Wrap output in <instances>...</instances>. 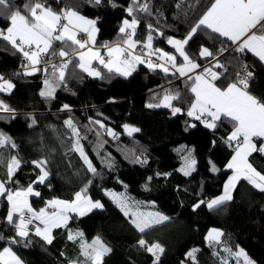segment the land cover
Wrapping results in <instances>:
<instances>
[{"label":"trees","instance_id":"1","mask_svg":"<svg viewBox=\"0 0 264 264\" xmlns=\"http://www.w3.org/2000/svg\"><path fill=\"white\" fill-rule=\"evenodd\" d=\"M26 2L12 0L13 7L22 14H26ZM148 2L152 15L136 13L140 23L135 39L144 41L147 25L152 24L163 33L159 37L153 33L154 47L171 51L166 37L183 39L209 6L210 0ZM115 3L117 7H112L108 0H102L99 6L87 0H47V5L54 10L72 8L86 18L96 19V46L99 48L105 42H117L123 20H131L125 11L130 0H115ZM7 25L8 21L0 17V28ZM223 40L210 30L201 28L185 50L200 66L199 72L212 68L221 74L215 81L220 87L234 82L236 73L246 64L253 73L248 90L264 100V64L245 52L241 59L232 54L221 55L219 47L231 43ZM54 47L59 48V42H55ZM201 47L207 48L214 56L202 59L199 54ZM215 58L219 59L216 63L204 67ZM21 63L20 53L0 40V75L14 84L11 93H0V99L17 113L15 119H7L11 116L9 114H0L6 117L0 119V131L10 136L16 145L15 148L7 145L0 152L5 158L17 155L22 161L13 183L8 186L27 187L36 181L40 170L32 161L47 157L49 176L44 184H33L41 193L40 197L31 198L33 208L40 209L53 198L70 201L74 199V193L84 187H87L89 198L100 201L104 206L83 216L69 214L68 224L54 230L51 244L32 234L27 238L31 240L29 246L13 245V250L25 264H68L69 259L83 261L78 241L67 238L69 231L83 232L86 241L99 236L112 249L104 256L103 264H153L155 257L138 243L141 238L148 245L158 243L164 249L158 255L159 264H181L182 261L193 264L187 257L193 249L199 250L195 253L196 264H221L222 259L215 254L218 244L212 246L205 241L209 229L223 233L220 243L225 248L232 252L240 248L254 264H264V193L241 180L232 191L230 201L212 209L206 206L210 199L223 193V186L231 173L225 169L233 155L232 148L225 143L231 125L224 123L216 129H208L189 119L186 110L193 99L188 88L191 81L186 79L173 85L175 75H165L159 69L150 70L145 66L138 67L129 78L101 71L103 78L93 79L70 64L66 86L58 87L55 98L46 100L39 95L44 77L40 72L24 76ZM217 63L222 67H213ZM166 91L180 93V99L173 101V105L180 107L182 114L173 116L170 109L146 107L149 103L158 102ZM65 104L70 110L61 111ZM32 118L37 123L30 128L28 125ZM68 118L86 137L80 143L96 168L95 174L88 171L77 152L70 151V133L63 124ZM90 119L99 120L111 128L117 134L116 140L103 132L99 125L89 124ZM191 121L195 127L189 126ZM85 125L93 130L88 131ZM124 125L137 127L139 131L128 135L124 133ZM96 130L103 133L99 139ZM189 151L196 164L195 170L185 176L179 169L184 164L182 157ZM143 160L147 162L141 163ZM209 161L216 165L217 172L210 170ZM249 162L264 174V155L253 153ZM148 177H152L151 181ZM6 179V168L0 167V180ZM105 191L124 193L134 202H139L140 208L162 213L169 219L141 233L129 223V218L105 195ZM202 200L204 203H200ZM198 203L200 207L194 208ZM7 211L8 203L3 198L0 203V232L10 236L13 231L3 223ZM3 246L0 242V248ZM239 262L233 259L228 264Z\"/></svg>","mask_w":264,"mask_h":264},{"label":"snow or ice","instance_id":"2","mask_svg":"<svg viewBox=\"0 0 264 264\" xmlns=\"http://www.w3.org/2000/svg\"><path fill=\"white\" fill-rule=\"evenodd\" d=\"M87 2L96 6L102 4V0H87ZM108 3L112 7H117L115 0H108ZM125 11L131 20H123L117 42L114 44L105 42L103 45L105 54L102 55L101 50L95 47L98 32L96 19L86 18L72 8L54 10L47 5V0H27L24 5L26 14H22L19 9L13 7L12 0H0V17L8 21L6 28H0V40L6 41L21 54L24 76L44 72L43 88L39 95L46 100L54 99L56 89L65 85L66 72L70 64H74L81 72L94 78L103 77L101 71L93 67V61H97L107 69L108 73H116L123 77H128L136 71L138 64H143L150 70L159 69L165 75L174 69L180 76H187L191 81L188 88L193 97L186 110L187 116L199 120L208 129H216L224 123L231 125V131L225 143L233 150V155L226 165L232 174L223 186V193L208 201L207 207L212 209L230 201L232 191L241 180L247 181L253 188L264 193V174H261L249 162V157L253 153L258 152L264 155V100L257 98L248 90L249 80L253 73L247 70L245 64L243 72L236 73L234 82L228 83L226 87L217 86L213 81L218 80L221 74L213 71L212 68L204 69L202 73L194 76L188 75L200 66L189 57L185 50V46L193 36L203 28L224 38L222 42L230 41L231 45L235 46L234 51L238 53L247 51L264 63V0H210L209 6L183 39L166 37L167 44L175 49L179 57L183 58L182 64L177 63L176 55L154 47L153 33H156V37L162 36L163 33L155 29L152 24L147 25V35L144 41L135 39L140 23V17L136 13L152 15L148 0L144 2L130 0ZM80 33H84L87 38L79 37ZM55 42H59V48L54 47ZM138 46L139 51H137ZM199 54L201 57L214 56V53L204 47H201ZM213 67L219 68L222 65L217 63ZM13 88L14 84L11 80L0 75V93H11ZM178 99H180V93L173 94L166 91L162 99L156 103H149L146 107L169 108L175 116L183 112L180 107L173 105V101ZM64 110H70L69 105H63L61 111ZM0 113H12L13 115L7 119H15V110L2 99H0ZM28 116L31 118V114ZM5 118L0 116V119ZM36 123V119L32 118L28 126L31 128ZM63 124L70 133L69 139L72 141L70 151L77 152L88 171L95 174L96 168L93 167L80 143L86 137L81 135L71 118L64 120ZM89 124L99 125L100 129H105L107 135L114 139L117 138L116 133L111 128H105L99 120L90 119ZM189 126L195 127L196 125ZM84 127L88 128L87 125ZM123 127L129 134L139 131L128 125ZM92 130L88 128V131ZM102 134L96 130L98 139ZM7 145H11L12 148L16 147L12 138L0 131V149ZM182 159L184 164L179 171L188 176L195 170L196 160L192 158L191 151ZM140 162L146 163L147 161ZM21 163L17 155L5 158L0 152V167L6 168L7 176L6 180H0V198L7 200L8 212L5 220L14 232L10 236L0 232V242L5 245L0 248V264H23L12 246L23 244L27 247L31 244V240L27 239L30 235V225L34 228V235L40 237L45 243L51 244L54 239L52 230L65 227L71 219L70 213L83 216L93 209L104 207L100 201H93L89 198L86 195L87 187H84L75 192L74 199L70 201L53 198L45 202V207L38 211L34 210L29 203V197L41 196L40 192L34 190L33 184L45 183L49 176L47 169L49 160L45 157L32 161L34 167L40 170L36 181L30 182L27 187H9L8 185L13 183L16 172L20 170ZM209 163L211 164L210 170L213 173L217 172L216 165L211 161ZM157 175L161 174L157 173ZM164 175H170V173ZM151 179L152 177H148L149 181ZM145 190H147L146 185ZM105 195L112 199L126 218L130 217L129 223L141 233H144L154 223L158 224L169 219L159 212L140 211L139 202H130L124 194L105 191ZM198 207H200L199 203L194 206V208ZM34 221L38 224H34ZM222 235L223 233L219 230L212 229L205 239L210 242V245L213 242L219 244ZM67 238L70 241L79 242L80 256L84 257L83 261L69 259L68 264H103L104 256L112 251L99 236L92 239L91 243H87L83 232L69 231ZM138 243L141 248L155 257L153 264H158L157 253H163L164 249L158 243L148 245L144 238L139 239ZM197 251L199 250L193 249L187 253V257L192 259L193 264H196L195 253ZM225 251L230 255L233 254L229 248H225ZM61 255L63 256L64 253ZM234 255L242 257L243 264H253L242 249ZM181 264L184 262L182 261ZM221 264H226V262L222 261Z\"/></svg>","mask_w":264,"mask_h":264},{"label":"rangeland","instance_id":"3","mask_svg":"<svg viewBox=\"0 0 264 264\" xmlns=\"http://www.w3.org/2000/svg\"><path fill=\"white\" fill-rule=\"evenodd\" d=\"M167 46L170 48V50L171 51H167V50H163V51H165V52H168V53H170V54H173V55H176L177 57L179 56V54L178 53H176L175 52V49L174 48H172L170 45H168L167 44ZM159 48V47H158ZM155 58V57H154ZM202 59H209V57H201ZM180 59L181 60H183V58L182 57H180ZM177 63L178 64H182L183 63V61H178L177 60ZM205 67V66H204ZM203 68V67H202ZM199 69H201V68H197V71L196 72H194V74H192L193 76L195 75V74H198V71H199ZM205 69H207V68H205ZM213 71H215V72H217L216 70H214V69H212ZM172 72H174V73H177V72H175V70L173 69V71ZM203 72V71H202ZM202 72H199V73H202ZM168 74H170V75H172L170 72L168 73ZM187 79H188V77H186ZM213 83H215V81H213ZM158 108H160V109H165V108H163V107H158ZM169 109V108H168ZM167 109V110H168ZM192 120H194L193 118H192ZM195 121V120H194ZM192 124H194L192 121L190 122V125H192ZM202 124V123H201ZM203 125V124H202ZM129 126V125H128ZM204 126V125H203ZM130 128H135V127H132V126H129ZM124 128V127H123ZM137 128V127H136ZM138 129V128H137ZM137 132V131H136ZM136 132H132L131 134H129L125 129H124V133H126V134H128V135H133V134H135ZM231 159V158H230ZM228 163V162H227ZM227 165V164H226ZM226 165H225V169L227 170V171H230L231 172V170H229V169H227L226 168ZM232 173H230V175H231ZM229 175V176H230ZM112 192V191H111ZM115 193V192H114ZM116 194H124V193H116ZM125 195V194H124ZM221 195V194H220ZM220 195H218V196H220ZM125 196H127V195H125ZM218 196H216V197H218ZM109 197V196H108ZM128 197V196H127ZM215 197V198H216ZM110 198V197H109ZM129 198V197H128ZM57 199V198H56ZM212 199H214V198H212ZM110 200L112 201V199L110 198ZM130 200V199H129ZM211 200V199H210ZM113 202V201H112ZM130 202H134L133 200H130ZM227 202V201H226ZM226 202H224V203H226ZM115 204V203H114ZM206 206H207V203H206ZM208 208V207H207ZM215 208V207H214ZM94 210H96V209H93V210H91V211H94ZM139 210L140 211H142V212H154V211H148V210H145V209H142V208H139ZM90 211V212H91ZM87 213H89V212H87ZM75 214V213H74ZM162 214V213H161ZM164 215V214H163ZM155 224V223H154ZM210 230H212V229H209L208 231H207V234H208V232L210 231ZM216 230H218V229H216ZM220 231V230H219ZM207 234H206V236H207ZM222 237V236H221ZM221 237H220V240H221ZM206 238V237H205ZM205 241H207L206 239H205ZM207 242H209V241H207ZM209 244H210V242H209ZM212 246H217V244H215L214 242L211 244ZM239 250H241L240 248L238 249V250H236V251H233L232 253L233 254H229L227 251H225V247L221 244V243H219L218 244V246H217V249H216V253L215 254H217L221 259H222V261H225L226 262V264H228V262L230 261V260H233V259H237V260H240V262L238 263V264H243V258L242 257H236L235 255H234V253L235 252H237V251H239ZM158 264H159V262H158ZM254 264V263H253Z\"/></svg>","mask_w":264,"mask_h":264},{"label":"built area","instance_id":"4","mask_svg":"<svg viewBox=\"0 0 264 264\" xmlns=\"http://www.w3.org/2000/svg\"><path fill=\"white\" fill-rule=\"evenodd\" d=\"M98 24V23H97ZM79 37H81V38H84V39H86V35L84 34V33H80L79 34ZM234 45H231V43L230 44H223V45H221L219 48H220V51H221V55H226V54H228V55H230V54H232V55H234L235 57H237V58H242L243 56H244V53H238V52H236V51H234ZM140 49H139V46H138V48H137V51H139ZM20 57H21V61H23V57L21 56V54H20ZM153 59V58H152ZM154 60V59H153ZM219 59L218 58H215L213 61H211V62H209V64L208 65H206L205 67H209V65H211V64H214V63H216V61H218ZM155 61V60H154ZM58 62V61H57ZM245 65V64H244ZM244 65H242V67L240 68V71L239 72H243V69H244ZM42 67V66H41ZM247 70L248 71H251L250 70V68H248V66H247ZM173 71V69H171L170 70V73H173V75H175V80L173 81V85L174 84H177V83H183V81H185L187 78L186 77H182V76H180L178 73H174V72H172ZM40 74L42 75V77H44V72L43 71H40ZM252 80V77L250 78V80H249V82ZM166 88V87H165ZM165 94V92H163V95ZM0 114H3V115H5V114H9V115H13L12 113H0ZM16 114L17 113H15V116H16ZM199 121V120H198ZM199 123H200V121H199ZM105 128H107V127H105ZM103 132H105V129L103 130ZM106 133V132H105ZM113 140H116V138L114 139L113 137H111ZM138 160H140V158H138ZM49 211H51V210H49ZM8 212V211H7ZM7 212H6V214H5V216H4V220H3V223L10 229V230H12V227L10 226V225H7V222H6V220H5V217H6V215H7ZM34 224H38V222H36V221H34L33 222ZM41 228L43 227V225H39ZM30 227V235H32V234H34V228H32V226L30 225L29 226ZM13 231V230H12ZM14 233V232H13ZM17 239H19V238H17Z\"/></svg>","mask_w":264,"mask_h":264},{"label":"crops","instance_id":"5","mask_svg":"<svg viewBox=\"0 0 264 264\" xmlns=\"http://www.w3.org/2000/svg\"><path fill=\"white\" fill-rule=\"evenodd\" d=\"M98 23V22H97ZM97 36H98V32L96 33V39H97ZM87 38V37H86ZM227 42H229L230 43V41H227ZM95 47H97L96 45H95ZM97 48H99V47H97ZM100 50H101V54L102 55H104L105 54V49L103 48V47H100L99 48ZM245 53L246 54H250V55H252L251 53H249V52H247V51H245ZM105 58H107V57H105ZM153 59L155 60V58L153 57ZM177 60L178 61H183V60H181L180 59V57L178 56L177 57ZM264 64V63H263ZM140 66H142V67H144L145 65H143V64H138L137 66H136V69L138 68V67H140ZM93 67L94 68H96L97 70H99V71H106L107 72V69H105V68H103V66L102 65H100L97 61H93ZM146 67V66H145ZM199 68V67H198ZM197 71V69L195 70V72ZM199 71H200V69H199ZM199 71H198V73H199ZM86 75H87V73H85ZM114 74H116V73H114ZM134 74V72L130 75V76H128V77H125V78H129V77H131L132 75ZM179 74V73H178ZM192 74H194V72H190L188 75L189 76H193ZM118 75V74H117ZM180 75V74H179ZM120 76V75H119ZM89 77H91V76H89ZM121 77H123V76H121ZM182 77H187V76H182ZM91 78H93V79H98V78H94V77H91ZM164 96V95H163ZM162 99V98H161ZM164 108V107H163ZM165 109H168V108H165ZM172 114V113H171ZM178 115V114H177ZM189 119H192L191 117H189ZM195 121H197V120H195ZM104 130V129H103ZM109 136V135H108ZM110 138H111V136H109ZM116 137H117V134H116ZM112 139V138H111ZM33 188H34V190L35 191H38L34 186H33ZM31 198H38V197H35V196H30L29 197V203H30V200H31ZM130 199V198H129ZM131 200V199H130ZM45 207V206H44ZM34 210H39V209H36V208H33ZM70 214H73V215H75L74 213H70ZM123 214V213H122ZM124 215V214H123ZM79 216V215H78ZM127 218H129L130 219V217H127ZM162 223V222H161ZM161 223H158V224H153L152 226H154V225H159V224H161ZM56 228H54L53 230H52V235H53V233H54V230H55ZM75 232H77V231H75ZM38 237V236H37ZM40 240H42L40 237H38ZM54 240V239H53ZM85 240V239H84ZM43 241V240H42ZM86 241V240H85ZM92 241V240H91ZM91 241H86L87 243H91ZM79 243V242H78ZM160 253H157V255H159ZM159 262V261H158ZM23 264H25L24 262H23Z\"/></svg>","mask_w":264,"mask_h":264},{"label":"water","instance_id":"6","mask_svg":"<svg viewBox=\"0 0 264 264\" xmlns=\"http://www.w3.org/2000/svg\"><path fill=\"white\" fill-rule=\"evenodd\" d=\"M3 198H0V203L2 202Z\"/></svg>","mask_w":264,"mask_h":264},{"label":"clouds","instance_id":"7","mask_svg":"<svg viewBox=\"0 0 264 264\" xmlns=\"http://www.w3.org/2000/svg\"><path fill=\"white\" fill-rule=\"evenodd\" d=\"M171 74H173V73H171Z\"/></svg>","mask_w":264,"mask_h":264}]
</instances>
